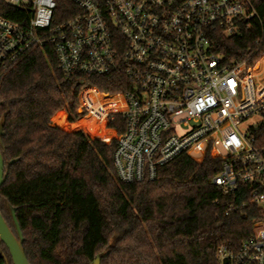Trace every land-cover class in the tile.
<instances>
[{
	"label": "trees",
	"instance_id": "obj_1",
	"mask_svg": "<svg viewBox=\"0 0 264 264\" xmlns=\"http://www.w3.org/2000/svg\"><path fill=\"white\" fill-rule=\"evenodd\" d=\"M56 5L63 13L70 3ZM258 9L261 29L234 37L214 32L213 52L249 65L263 54L264 0ZM0 15L19 24L29 18L24 8L4 0ZM257 37L259 45L253 43ZM81 85L107 94L130 88L116 72L65 79L50 45L28 50L0 79V213L16 235L14 208L29 264H90L106 251L100 264H217L220 243L237 245L252 235L255 207L225 214L232 200L239 205L246 196L224 194L212 182L219 157L206 154L196 161L182 153L159 166L155 180L120 182L112 155L124 118L78 112ZM81 97L94 114L111 108L93 88H84ZM0 264H12L1 242Z\"/></svg>",
	"mask_w": 264,
	"mask_h": 264
},
{
	"label": "built area",
	"instance_id": "obj_2",
	"mask_svg": "<svg viewBox=\"0 0 264 264\" xmlns=\"http://www.w3.org/2000/svg\"><path fill=\"white\" fill-rule=\"evenodd\" d=\"M67 1L58 13L56 0H4L29 18L19 24L0 15V79L28 50L46 45L65 79L125 76L130 88L120 93L80 87L111 101L103 115L88 106L93 117L124 118L112 155L116 178L155 180L158 167L182 153L196 161L219 157L212 182L224 194L246 196L225 214L249 204L258 216L251 236L216 247L217 264H264V53L250 65L225 61L212 43L214 32L234 37L261 29V0Z\"/></svg>",
	"mask_w": 264,
	"mask_h": 264
},
{
	"label": "water",
	"instance_id": "obj_3",
	"mask_svg": "<svg viewBox=\"0 0 264 264\" xmlns=\"http://www.w3.org/2000/svg\"><path fill=\"white\" fill-rule=\"evenodd\" d=\"M2 134V123H0V135ZM14 161V160H13ZM12 162V161H11ZM3 157L0 151V186L4 182V172H3ZM14 208L10 209L12 221L15 227L16 235L8 227L4 218L0 213V242L5 245L9 253L12 264H29L24 250H23V236L19 227V224L15 218ZM108 251L98 254L94 257L90 264H100L102 258L107 256Z\"/></svg>",
	"mask_w": 264,
	"mask_h": 264
},
{
	"label": "rangeland",
	"instance_id": "obj_4",
	"mask_svg": "<svg viewBox=\"0 0 264 264\" xmlns=\"http://www.w3.org/2000/svg\"><path fill=\"white\" fill-rule=\"evenodd\" d=\"M100 93V95L102 94L100 91H98ZM101 101H106V100H101ZM88 105V104H87ZM84 102V99L81 97V92L78 95V112H82L83 110H87V112L91 115L94 116L91 112H89L88 110V106H87ZM95 106H98V104L95 102L94 104ZM112 105H116V104H112ZM117 112V111H115ZM99 118H102V116H99Z\"/></svg>",
	"mask_w": 264,
	"mask_h": 264
}]
</instances>
